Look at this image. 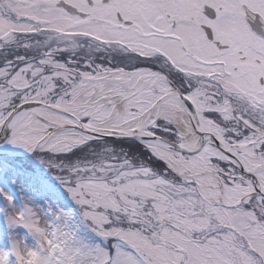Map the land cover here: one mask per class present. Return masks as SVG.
Masks as SVG:
<instances>
[{"label": "snow or ice", "instance_id": "snow-or-ice-1", "mask_svg": "<svg viewBox=\"0 0 264 264\" xmlns=\"http://www.w3.org/2000/svg\"><path fill=\"white\" fill-rule=\"evenodd\" d=\"M0 264H264V0H0Z\"/></svg>", "mask_w": 264, "mask_h": 264}]
</instances>
